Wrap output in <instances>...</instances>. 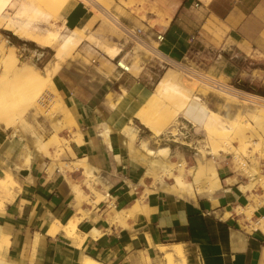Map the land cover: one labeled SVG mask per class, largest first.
I'll return each instance as SVG.
<instances>
[{
	"label": "crops",
	"instance_id": "1",
	"mask_svg": "<svg viewBox=\"0 0 264 264\" xmlns=\"http://www.w3.org/2000/svg\"><path fill=\"white\" fill-rule=\"evenodd\" d=\"M156 5L155 11L137 16L112 11L126 26L141 29L150 41L161 34L160 51L175 62L184 61L196 51L207 52L213 58L206 61V70L217 71L230 80L240 76L244 83L248 82L243 76L249 74L248 63L264 62V0H157ZM119 8L127 11L128 7ZM65 22L80 28L92 24L83 7L69 11ZM206 26L221 29L235 39L229 60L218 63L221 54L206 47ZM120 53L114 59H92L95 68L81 76H96L101 81L99 86L69 85L65 70L54 76V82L52 79L74 118V131L80 130L83 136V142L71 143L73 155L70 152L67 157L87 159L98 181L96 190L108 191L105 200L93 203L95 196L85 184L82 168L50 172L47 157L38 151L32 153L29 146L24 151L18 139L7 138L0 130V174L4 177L11 173L16 183L13 198L0 200V264H82L85 257L102 264H164L160 245L172 251L171 246L179 244L187 264H264L262 186L244 191L242 186L250 183L249 178L221 162L218 175L222 189L213 198L179 197L156 189L153 179L146 178L147 167L129 154L118 131L134 118L109 108L101 115L112 79L119 87L124 85L120 81L124 76L132 79L128 92L138 84L148 88L156 75L153 65H142L138 75L121 72L112 62ZM252 84L253 90L264 94V81ZM203 103L209 108L201 96L190 101L184 118L194 124L189 117ZM224 103L218 102L217 107ZM101 120L113 129L107 139L99 136ZM262 173L264 176V161ZM69 182L79 185L87 198L79 201ZM142 196L143 201L137 202ZM239 208H251V213L240 212ZM119 211H124V224L117 219ZM74 218L79 219V239L64 231ZM93 231H97L96 236Z\"/></svg>",
	"mask_w": 264,
	"mask_h": 264
},
{
	"label": "rangeland",
	"instance_id": "2",
	"mask_svg": "<svg viewBox=\"0 0 264 264\" xmlns=\"http://www.w3.org/2000/svg\"><path fill=\"white\" fill-rule=\"evenodd\" d=\"M17 1L18 2L19 1L29 2L30 0H12V2L9 4L10 6L8 5L6 7L4 14L6 15L9 14L8 16L10 18H14V17L20 18V16H22L23 18L21 19H24L25 16L29 18L31 15L32 17L30 18L34 20L33 21L34 24H38L40 28H42L40 29L41 32H44L43 31L44 28H46L47 26H50L52 23L53 28H55L56 26H61V27L65 26L66 32H69L72 29H78L80 30L82 34L84 32L85 35L89 34L95 37L99 42L103 43L106 47L108 46L117 47L119 44H123L124 48H123V51L120 53V56L112 62L117 65L118 60H121L123 58L125 62L130 66V73L132 75H138L139 72L141 71L142 65L148 60L149 53H146V52L144 53V49L138 43H135L130 38H128L124 29H122L123 27L122 28L120 27V24L123 25L124 27H128L129 29H131V27L126 26L123 23V21L119 19L118 17L116 21L112 20L110 15L115 16L114 12L112 11L113 9H115L116 11H122L124 16L126 17H129L131 13L137 16L141 12H146L149 10L155 11L157 7L156 5L157 0L156 1L155 0H131V6L127 8V11H123L119 8L120 0H95L109 7L110 14L108 15V17L107 15L106 17H103L101 13L97 11V9H94L92 7L93 5L91 3H93L94 0H85V1L70 0L64 7H62L59 10L58 14L55 15V18L52 16L49 19L47 15H45L46 13L45 11L48 10V7L45 8L44 7L45 5L43 6V4H46V3H47L46 6H49L47 1L40 0V3L43 2V4H41L42 5L41 8L43 9L45 8L46 10L45 9H44L45 11L42 10V13H38V15L37 14H27V13L24 15L23 14L21 15L22 12L19 11V6H18L19 3ZM38 1L39 0H37L36 2L39 3ZM13 2L15 3L14 5H13ZM16 3L18 5H16ZM77 7H83V9L88 13L89 18L92 20V24L90 26L80 28L77 25H72L69 22L67 23L65 22L67 13L69 11L76 9ZM0 26H1L0 27V40L7 39L8 43L10 42L11 44H15L18 47L16 49V54L18 57V61H17L18 65H23L24 62L31 63L32 65L37 67L39 73L42 74L43 72L41 71V69L44 68L46 63L56 53L57 48L56 47H52V48L40 47L36 45L34 42L26 40L24 37H19L13 34L14 27L13 25L10 24L9 21H7V19H5V21L3 20ZM204 31L206 35L205 39H207L205 43L206 47H209V48L211 47L214 50H217L218 54H221V58L218 61V63L229 60L230 57H232L230 54L231 53L230 48L231 46H233V44L236 43L235 39L231 36H227V33H225L224 31L216 27L213 29L212 27L206 26L204 28ZM13 36L15 37V40L11 39V37ZM105 56L106 55L102 52V50L95 48V46L91 42L84 41L79 46L77 51H75L72 54V56H70L67 59L68 61L66 60L63 67L61 68V70H65L68 72L67 77L69 78L68 79L69 82L67 84L72 85V86L76 84L83 85V86L101 85V81L96 76H90L89 78H84L81 76L85 75L86 71L89 70L90 68H95L96 63H92L91 62L92 59L105 60L104 59ZM259 56L263 57V55H259ZM211 58L213 57L207 52L198 53V51H196L195 53L188 54L186 58L184 59V62H187V64H189L191 67H193V69H195L196 78L198 77L197 79L204 81L205 84L207 83L206 85L197 83L198 88H197L196 93L201 96L204 102L208 103L209 108L213 112H215L217 115H222L225 112V110H227V108H225L224 106L220 108L217 107V103L224 101L226 98V95L216 91L211 86H209L208 82L205 79L200 78L199 74L202 77L208 76L209 78H213L225 84H227L228 83L227 81H229L235 88H239L245 92H251L259 96H264V94L256 92L252 88L253 85H255L252 83H256L260 80L264 81V62H261V64H259L256 62H252L251 60L250 63H248L247 67L249 68V74L248 75L243 74L246 81L248 82L244 83L242 82V79L240 78V76H236L235 78L230 80L229 78H225L222 74H219L217 71L206 70L205 63ZM233 62L235 63L236 61L233 60ZM152 65L154 66V64ZM177 68L178 69L166 67L160 71H157V69H154L151 66V69L154 71V73H156V75L153 76V78L150 80V84L148 85V88L154 89V87L156 86L162 74L165 71L170 70V69L179 73L181 76H183V78H187V79L189 78L188 76L184 75V73H181L182 67L178 66ZM0 69H1L0 73L2 70L6 69L5 75H3V77L9 80V81H6L5 86H4V94H3L4 101L3 102H5V104H7L6 102H9L11 103L10 107L13 106L11 111L12 113L16 114L12 118V121H13V119L16 118L18 112L21 111L26 105L24 102V98L27 95H31L34 89H32L33 86L31 85L29 79L12 77L13 74H12L11 69H9L8 67L5 68L4 65L2 64H0ZM121 72H124V71L121 70ZM0 77H2V75H0ZM54 78H53V82H54ZM112 81L113 83L109 87L110 94L107 95V98L103 104L104 110L102 111V114H101L102 116L107 113L108 108L114 111H117L116 109H114L113 106L112 107L110 106L111 104H109L108 102V96L109 95H111V97L113 96L115 103H118L121 94H125L128 88H130V86L134 83L132 79H128L125 76L120 80L121 83L122 82L124 83V85H122L121 87H119L118 83L114 79H112ZM257 85L258 86L256 87L260 89L259 87L261 86H259V84ZM45 88H47V91L45 92L46 93L48 92L47 95L50 96L49 93L52 92L50 87L49 88L45 87ZM95 88L96 87H94V89ZM53 98L55 99L54 96ZM43 101L45 103V107L41 108V106L37 105V107L35 106L31 108V110H29L26 113L25 118L29 124L27 128L23 127L19 122H15L13 125L14 127L8 130L4 129L0 125V130L2 131L4 135H6L7 138L18 139L20 143L23 144L24 151L26 147L29 146L30 144L34 147L36 145L35 143L36 140L37 141L40 140L41 142L45 143V146H47V150L45 151L43 149L41 150L40 153L50 160V165H49L50 172H53L56 168H59L61 172H64V171L73 172L78 168V166L76 165L78 163H77V160L75 161V160L68 159L67 154H69L70 151L68 150L67 146L71 145V143L74 141V135H75L74 128L75 127L69 126L68 125L69 122L64 118V115L63 116L61 115V113L60 115L58 113L57 115L50 116L51 113L50 114L48 113L49 107L50 109L52 108L54 109L55 107H52L50 105V102L48 101L47 97ZM228 104L231 106V108L239 107L241 108V110H244V111L249 108V105L245 102H242L240 99H235L234 101H230ZM46 113H48V115ZM244 116L245 115H243L239 121L240 123H242L241 125L244 128V131H245L244 134L247 136H249L250 134L251 135L255 134L252 137L256 141L262 144L259 147H257L258 145L254 146L252 144H249L246 148L243 149V148H240L238 142L235 139L231 138L229 140L230 142L228 143L229 145L227 147H230L231 149H233L235 152L238 153L237 155L239 156L237 157V159H235L234 154L231 152V149L226 148L225 146L226 142L224 140L218 141V142L215 141L213 142V145H214L213 148H208L207 145L205 144L204 132L201 130L200 126H198L197 124H193L190 121L186 120L183 115L178 117L174 121V125L176 126L177 129L181 130L183 135L176 136L173 133V136H172V134L169 133V131L171 130H168L166 126L164 127L161 126V128L164 129L162 130V135L159 138L155 139L158 144L169 147L168 152L165 153V158H167V164H168L166 165V167L159 168V166H157L155 162V158L147 156L145 152L142 151V148L140 147L142 145V142H144L145 139H146V142H149L150 140L148 136L152 135V132L149 129L145 128L143 125H141L140 122L135 118L132 119L128 125L123 126V128L126 126H134L138 129V133L134 136L132 143L129 146H126V149L129 152V154L135 159V161L137 160L147 167L146 178L153 179L152 185L156 189H162L168 192H171V191L166 189L165 185L168 186L167 183L170 181L173 182V184H171L170 186L174 185V181L172 179L173 173L174 174L178 173V168H180L179 167L180 158H182L186 162L184 172L188 175L190 174V172L197 171L198 166H197V161H196L195 156L196 154H201L202 150L213 149L212 154L216 158L218 156V153L224 155V159L221 161L222 164H226V163L230 164L231 166L234 167L235 170L240 172L245 177H248L249 179L255 173L256 174L254 176L258 178V176H263L262 162L264 161V125H260L259 123L257 124V122H255L254 120L247 119ZM237 118L238 117L236 116L232 117V121L237 123L238 121ZM101 122H102L101 123L102 124L101 128H102L103 123L106 122V120L105 121L101 120ZM151 122H153V119ZM226 122H229V121H226ZM21 128L23 130H21ZM24 130L25 131L28 130V134L25 133ZM118 131L122 132V129H118ZM217 137L216 138L220 140L221 137L223 136L217 135ZM107 138L108 137H106V139ZM54 139H56V141H54ZM69 140H73V141H69ZM66 141H68V143H66ZM54 145H58V146H54ZM32 153H38V152L36 149H33ZM56 153L58 154L56 155ZM69 162H73V163H69ZM22 165L23 167H25L24 163ZM192 167L194 168L195 171L190 169ZM17 169H19V167ZM1 176L2 175L0 174V177ZM85 177H86L85 184L88 187L87 182L90 178H88L87 175H85ZM95 180H94V183H97L98 182L97 179ZM186 181L192 183V178L188 175V177H186ZM257 184L260 186H263L264 188V185L259 179L255 181L254 186L252 188H255ZM18 190H19V186L15 187V192H17ZM107 192L108 191H105V192L97 191L95 195L97 196L99 195V197L101 198L100 199L101 201V200L106 199L105 196ZM148 193L149 191H146L145 196H147ZM173 194L179 197L198 195L196 194L195 188L190 193L187 191H184L182 195L175 193V192H173ZM145 196H142L140 201H137V202L143 201ZM198 196L202 197L201 194ZM4 200L6 201V199Z\"/></svg>",
	"mask_w": 264,
	"mask_h": 264
},
{
	"label": "bare ground",
	"instance_id": "3",
	"mask_svg": "<svg viewBox=\"0 0 264 264\" xmlns=\"http://www.w3.org/2000/svg\"><path fill=\"white\" fill-rule=\"evenodd\" d=\"M34 1L33 0H30L29 2L17 1L19 5L17 3L16 5L19 6V11L22 12L21 15L22 14L24 15L26 13L38 15V13H42V10L48 7L47 11H45L46 9L44 10L46 12L45 15H47L48 19L51 18L52 16L55 18V15L58 14L59 10L62 7H64L70 0H45L48 2L49 6H46L47 3L43 4L42 2L43 0L41 1L42 3H40V0L38 1L39 3L36 2L37 0ZM79 1H85V0H79ZM11 2L12 0H0V24L1 22H3V20L5 21V19H7V21H9L10 24L13 25L14 27L13 34L19 37H24L26 40L34 42L36 45L40 47H44V48L56 47L57 51L51 57V59L46 63L44 68L41 69L43 73L40 74L38 68L32 65L31 63L24 62L23 65H18L17 62L18 57L16 54V49L18 47L15 44H11L10 42L8 43L7 39L0 40V64L4 65L5 68L8 67L9 69H11L13 74L12 77L29 79L31 85L33 86L32 89H34V91L32 90L33 91L32 94L29 93L31 95H27L24 98V102L26 104L25 107L23 106L24 108L18 112L16 118H14L12 121V118L16 115L11 111L13 106L10 107L11 103L9 102H6L7 104L3 102L4 86L6 81L9 80L3 77V75H5L6 69L1 71L0 75H2V77H0V125L4 129L8 130L14 127L13 125L15 122H19L23 127L27 128L29 124L25 118L26 113L29 110H31V108L35 106L37 107V105L41 106V108L45 107V103L43 100L47 97L48 101L50 102V105L52 107H55L54 109L53 108L50 109L49 107L48 113L52 114V115L50 114V116L57 115L58 113L60 115L61 113V115L62 116L64 115V118L69 122L68 124L69 126L71 127L75 126L76 123L74 121V118L66 109L64 102L61 100L58 91L53 85L52 79L61 70L66 60L70 56H72V54L75 51H77L79 46L84 41L91 42L95 46V48L102 50V52L111 59H114L120 53L124 45L119 44L117 47H109V46L106 47L103 43L99 42L95 37L89 34L85 35L84 32L82 34L78 29H72L71 31L66 32L65 26L63 27L56 26L55 28H53L52 23L50 26L44 28L43 30L44 32H41L40 29L42 28H40L38 24H34L33 22L34 20L30 18L32 17L31 15L30 17L28 15L29 18L25 16L26 19L25 17L24 19H21L23 18L22 16H20V18H15V17L10 18L8 16L9 15L8 13H7L8 15L4 14L6 7ZM14 4L15 3L13 2V5ZM41 4H43V6L45 5L44 9L41 8L42 7ZM91 4L93 5L92 7L94 9H97V11H99V13H101L103 17H106V15L108 17V15L110 14L109 7L104 4H101L99 1L94 0V2ZM119 5L120 7L127 8L131 6V0H120ZM110 17L114 21L117 20V17L115 18L114 15H110ZM122 26L123 25H120L121 28ZM122 29H124L125 31L126 28H122ZM139 45L144 49V53L145 52L150 53V50L147 49V47L145 46L143 47L141 44ZM148 60H149V55H148ZM179 66L182 67L181 73H184V75L188 76L189 77L188 79L183 78V76H181L179 73L170 69L162 74L154 89H149L141 84L135 85L132 89L126 92V94H122L120 96L118 103H115L113 96L112 97L111 95L108 96V102L109 104H111L110 105L111 107L113 106L114 109H116L117 111H121V112L124 111L130 113V118L133 117L137 119L141 125H143L145 128L149 129L152 132V135L148 136L150 141L146 142L145 139V141L142 142V145L140 147L147 156L155 158V162L157 166H159V168L166 167V165H168L167 158H165V153L168 152L169 150L168 146H162L161 144H158L155 140L156 138H159L162 135V130L164 129H162L161 126L162 127L166 126L168 130H171L169 131V133H171L172 136L173 133L176 136L183 135L181 130L177 129L176 126L174 125V121L178 117L185 115L184 112L188 110L190 101H192L193 99H199L200 95L196 93L198 88L197 83H201L204 85L207 84V83L205 84L204 81L197 79L198 77L196 78L195 69H193V67L187 64V62L182 61L179 63ZM120 67L126 69L127 71H130V66L125 62L123 58L120 60ZM170 68L178 69L175 66ZM199 76L200 78L205 79L208 82V85L211 86L213 89L226 95L224 107L227 108V110H225V112L222 115H217L215 112L210 110L205 103H203V105L198 110H195L194 113L191 114L190 112L191 117H189L190 118L189 120L193 121L194 124L200 126L201 130L204 132L205 144L207 145V147L213 148L214 146L213 142L224 140L226 142L225 144L226 148L231 149L230 147H227L229 145L228 143L230 142L229 140L231 138L235 139L238 142L240 148L243 149L246 148L249 144H252L254 146L258 145L257 147H259L262 143L256 141L252 137L255 134L252 135L248 134L249 136L245 135L244 128L241 125L242 123H240L239 121L240 118L243 115H245L244 117H246L247 119L254 120L255 122H257V124L259 123L260 125H264V114H263L264 105L252 104L249 101H245V99L239 98L234 93L224 92L220 90L219 85L221 86V84H225V83L215 80L213 78H209L208 76L202 77L200 74ZM227 82L229 83V81ZM45 87L48 88L50 87L52 91L49 93L50 96L47 95L48 92L47 93L45 92L47 91V88ZM53 96L55 97V99L53 98ZM233 99L234 100L240 99L242 102L247 103L249 105V108L246 109L245 111L241 110V108L239 107L231 108V106L228 103L230 101H234ZM48 113L46 114L48 115ZM234 116L238 117L237 123L232 121V117ZM152 119L153 122H151ZM21 130L23 129L21 128ZM112 131L113 129L107 124L106 121L103 123V127L100 130L99 136H102L105 139V137H108L109 133H111ZM25 133L28 134V130H26ZM137 133H138V129L136 127L126 126L122 129V132H120L119 134L121 136L124 145L129 146L132 143L133 138ZM74 134H75L74 141H76L77 143L83 142V136L80 130H77ZM217 135H222L223 137H221V139L219 140L217 139L218 138ZM56 139H54V141H56ZM69 141H73V140H69ZM35 143L36 145L34 147L30 144L31 146L29 145V148L36 149L38 152H41V150L43 149L45 151L47 150V146H45V143L41 142L40 140L39 141L36 140ZM66 143H68V141H66ZM58 145H54V146H58ZM67 148L71 152L70 145H68ZM212 152L213 149H209V150H202L201 154H196L195 158L197 161L198 169L197 171H195L194 168L192 167L190 169L194 170L195 172H190V174H188L192 178V183L186 181V177H188V175L184 172L186 162L185 160L180 158V163H179L180 168H178V173L175 174L173 173L172 179L174 181V185L173 186L165 185V188L170 190L171 192H175L180 195H182L184 191L190 193L195 188L196 194L198 195L201 194L202 197L206 196L209 198H213L222 189L218 175V169L221 166V161L224 159V155L218 153V156L216 158L212 154ZM231 152L234 154L235 159H237V157L239 156L237 155L238 153L235 152L233 149H231ZM57 154L58 153H56V155ZM29 161H30V156H28V158L26 159V163L28 164ZM77 163L78 164L76 165L78 166V168H82L84 170L85 175H87V177L90 178L87 184L90 189V192L93 195H95V193H97L96 188L94 186L95 184L94 180L96 179V176L93 173V167L88 163L87 159L77 160ZM254 175L249 179L250 183L248 185L242 186L244 191L246 190L248 191L249 189H251L254 186V183L255 181H257V179H259L264 185V176H258V178H256ZM15 185L16 183L11 173L8 172L5 174L4 177H0V200H2L3 198L5 199L13 198L14 196L13 187ZM69 186L79 201L87 198L83 190L80 189L79 185L69 182ZM95 196L96 199L93 201V203L97 204L98 202H100L101 198L99 197V195L98 196L95 195ZM0 203L2 202L0 201ZM250 209L246 210L239 208V211L240 212L246 211L249 215L251 213ZM249 217L247 219H249ZM117 219L119 220L120 223L124 221V211L117 212ZM78 222L79 219L74 218L65 225L64 231L69 237L75 239L81 238V236H79V234L77 233ZM95 234H97V231H93L94 236H96ZM5 240L6 239H4V241ZM171 248L172 251H167L168 250L167 246L160 245V250L164 254L163 255L164 264H187V260L185 258L182 245L180 244L173 245L171 246ZM82 264H102V263H100L96 259L85 257Z\"/></svg>",
	"mask_w": 264,
	"mask_h": 264
},
{
	"label": "built area",
	"instance_id": "4",
	"mask_svg": "<svg viewBox=\"0 0 264 264\" xmlns=\"http://www.w3.org/2000/svg\"><path fill=\"white\" fill-rule=\"evenodd\" d=\"M121 25V24H120ZM123 27V26H122ZM125 29L126 35L135 43L141 44L143 47H147V49L150 50L149 53V60H147L143 66H152L154 69H157V71H160L166 67H178L180 62H175L171 60L169 57H167L165 54H163L160 51L159 43L162 41L163 37L161 34L157 35L156 38L153 41H149L148 38H146L145 33L141 29H129L127 27H123ZM95 61V60H93ZM117 66L123 70L124 72L130 73V71H127L126 69L120 67V60L117 62ZM220 90L224 92H231L237 95L241 99H245V101H249L252 104H263L264 105V96H259L256 94H253L251 92H245L239 88H235L230 82L227 84H221L219 85Z\"/></svg>",
	"mask_w": 264,
	"mask_h": 264
},
{
	"label": "trees",
	"instance_id": "5",
	"mask_svg": "<svg viewBox=\"0 0 264 264\" xmlns=\"http://www.w3.org/2000/svg\"><path fill=\"white\" fill-rule=\"evenodd\" d=\"M11 39L15 40V37L13 36V37H11Z\"/></svg>",
	"mask_w": 264,
	"mask_h": 264
}]
</instances>
